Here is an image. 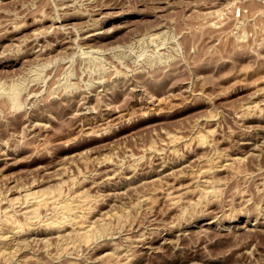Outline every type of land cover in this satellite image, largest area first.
Segmentation results:
<instances>
[{
    "label": "rangeland",
    "instance_id": "rangeland-1",
    "mask_svg": "<svg viewBox=\"0 0 264 264\" xmlns=\"http://www.w3.org/2000/svg\"><path fill=\"white\" fill-rule=\"evenodd\" d=\"M0 234V264H264V0H0Z\"/></svg>",
    "mask_w": 264,
    "mask_h": 264
},
{
    "label": "bare ground",
    "instance_id": "bare-ground-1",
    "mask_svg": "<svg viewBox=\"0 0 264 264\" xmlns=\"http://www.w3.org/2000/svg\"><path fill=\"white\" fill-rule=\"evenodd\" d=\"M67 19V18H66ZM94 24H96V23H94ZM89 27V26H88ZM91 27H93V26H91ZM92 29H94V28H87V31H92ZM86 30V29H85ZM86 31V32H87ZM91 33V32H90ZM93 36V35H92ZM89 37H90V35H89ZM89 46V45H88ZM85 117V116H84ZM223 162H225V161H223ZM227 162V161H226ZM225 162V163H226ZM222 165H224V164H222ZM219 166V165H218ZM223 167H225V165L223 166ZM228 167V166H227ZM220 168V167H219ZM205 169H207V168H205ZM203 170V169H202ZM210 170V169H209ZM159 171V170H158ZM207 172H208V169L206 170ZM200 172V171H199ZM158 173V172H157ZM164 173V172H163ZM198 174V173H197ZM200 175H201V172L199 173ZM114 176V175H113ZM112 177V176H111ZM211 182V181H210ZM203 185V184H202ZM207 186V185H206ZM210 186V185H209ZM205 187V186H204ZM216 187V186H215ZM207 188V187H206ZM212 188H214V187H212ZM202 189H204V188H202ZM205 191H206V193L205 192H203V190H202V192L203 193H205V194H203V195H207V193L209 192V190H206V189H204ZM210 190H213V189H211V187H210ZM214 192H215V189H214ZM209 194V193H208ZM211 194V193H210ZM203 197V196H202ZM87 196L86 197H82V199H79V200H77V201H75V202H71V200L69 201V202H64V205L62 206V209H63V211H61L62 212V216L61 217H63L61 220H63L62 222H65V223H67V226L68 225H70L71 226V228L73 229V231H71V232H74L75 231V233H76V231H77V233H79V235H80V233L81 234H83L82 235V238L84 237V239H86V241H88L89 239H92L93 238V236H94V234L95 233H97V232H99V230H102L103 229V227L104 228H106L107 229V226L106 225H108V224H106V221H104L105 222V224L106 225H100V227L99 228H97L98 226H99V224L100 223H104V222H100V223H97L98 224V226L97 225H95L96 224V221H95V224L92 222V221H90L91 220V218L89 219L85 214L83 215V213H81L80 214V208L83 206V205H85V203L87 202ZM78 199V198H77ZM73 200V199H72ZM84 207V206H83ZM83 207H82V209H83ZM59 208V207H58ZM85 209V208H84ZM64 212V213H63ZM88 213V212H87ZM66 214V216H64V215ZM113 215V214H112ZM120 216V215H119ZM107 217V216H106ZM105 217V218H106ZM110 217V216H109ZM60 219H58V220H60ZM102 219H104V218H102ZM108 219V218H107ZM105 220V219H104ZM60 224V223H59ZM64 224V223H63ZM58 225V224H57ZM62 226V227H61ZM61 226H60V228H63V225H62V223H61ZM64 226H65V224H64ZM106 226V227H105ZM70 229V228H69ZM60 230V229H59ZM105 230V229H104ZM105 232V231H104ZM74 233V234H75ZM103 233V232H102ZM99 234V233H98ZM78 235V234H77ZM96 235V234H95ZM3 239H4V242H5V238H4V235H2V234H0V241H2L3 242Z\"/></svg>",
    "mask_w": 264,
    "mask_h": 264
}]
</instances>
